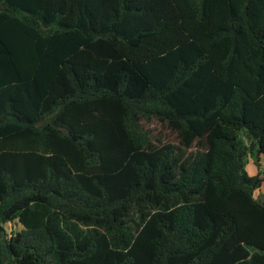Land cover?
Returning <instances> with one entry per match:
<instances>
[{
  "label": "trees",
  "instance_id": "trees-1",
  "mask_svg": "<svg viewBox=\"0 0 264 264\" xmlns=\"http://www.w3.org/2000/svg\"><path fill=\"white\" fill-rule=\"evenodd\" d=\"M260 155L264 0H0V264H264Z\"/></svg>",
  "mask_w": 264,
  "mask_h": 264
},
{
  "label": "rangeland",
  "instance_id": "rangeland-1",
  "mask_svg": "<svg viewBox=\"0 0 264 264\" xmlns=\"http://www.w3.org/2000/svg\"><path fill=\"white\" fill-rule=\"evenodd\" d=\"M255 159L252 157H248L247 159V165H246V171L248 172V174L250 175H254L255 174ZM264 171V169H262ZM264 193V187L261 188L259 191L256 192V195H258L259 197H263ZM264 198V197H263ZM17 230V226L16 224H6L4 226V231L7 233V234H10L12 231H15Z\"/></svg>",
  "mask_w": 264,
  "mask_h": 264
},
{
  "label": "crops",
  "instance_id": "crops-1",
  "mask_svg": "<svg viewBox=\"0 0 264 264\" xmlns=\"http://www.w3.org/2000/svg\"><path fill=\"white\" fill-rule=\"evenodd\" d=\"M259 163L261 164V166H260V168H261V170L262 169H264V155H260L259 156ZM255 170H256V167H255ZM256 172V171H255ZM262 172L264 173V171L262 170ZM264 187V185L261 187V188H263ZM259 191V190H258ZM263 195H264V193H263ZM258 196V195H257ZM264 197V196H263Z\"/></svg>",
  "mask_w": 264,
  "mask_h": 264
},
{
  "label": "water",
  "instance_id": "water-1",
  "mask_svg": "<svg viewBox=\"0 0 264 264\" xmlns=\"http://www.w3.org/2000/svg\"><path fill=\"white\" fill-rule=\"evenodd\" d=\"M264 204V203H263Z\"/></svg>",
  "mask_w": 264,
  "mask_h": 264
}]
</instances>
